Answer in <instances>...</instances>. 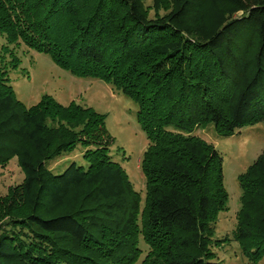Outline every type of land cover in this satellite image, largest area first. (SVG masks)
<instances>
[{"label":"trees","instance_id":"obj_1","mask_svg":"<svg viewBox=\"0 0 264 264\" xmlns=\"http://www.w3.org/2000/svg\"><path fill=\"white\" fill-rule=\"evenodd\" d=\"M0 0V165L22 181L0 197V264H225L212 246L226 209L223 158L195 133L233 135L264 120V0ZM162 10V12H160ZM48 54L77 76L110 83L136 105L148 144L144 204L105 115L43 94L19 100L11 45ZM7 55V56H6ZM9 57V59H7ZM85 164L54 173L77 145ZM231 240L264 264V149L237 177Z\"/></svg>","mask_w":264,"mask_h":264},{"label":"rangeland","instance_id":"obj_2","mask_svg":"<svg viewBox=\"0 0 264 264\" xmlns=\"http://www.w3.org/2000/svg\"><path fill=\"white\" fill-rule=\"evenodd\" d=\"M145 4L150 9V15H153V9L150 7L152 0H145ZM4 43L5 38L0 35V48ZM9 46L20 59L19 65L10 70V82L16 97L26 106L35 104L43 94H50L61 104L67 105L74 101L106 114L105 126L114 138L111 154L125 168L134 188L140 193L143 206L146 178L140 158L148 140L136 120L135 103L106 81L70 73L57 65L46 53L29 49L23 43ZM195 133L212 143L220 152L223 158L224 186L228 193L226 209L217 214L213 238L228 237L230 240L222 243L219 240V243L211 248L216 259L225 264H252L242 253L238 243L231 238L236 225V213L240 207L241 189L237 177L264 149V120L242 127L226 137L218 135L212 124L197 128ZM82 150L83 147L77 145L71 153L50 160L49 168L54 173H59L72 161L85 164ZM23 177L24 172L18 165L17 157L0 165V197L19 184ZM138 247L141 249V255L133 264H140L148 250L142 236L139 237ZM260 262L264 263V259Z\"/></svg>","mask_w":264,"mask_h":264}]
</instances>
